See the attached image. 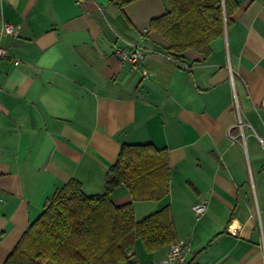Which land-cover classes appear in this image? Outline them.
<instances>
[{
    "label": "crops",
    "instance_id": "1",
    "mask_svg": "<svg viewBox=\"0 0 264 264\" xmlns=\"http://www.w3.org/2000/svg\"><path fill=\"white\" fill-rule=\"evenodd\" d=\"M235 1L210 54L177 62L149 30L164 0H0L16 31L1 39L0 264L64 184L102 195L124 144L167 152L169 193L134 202L120 185L115 205L140 219L169 206L186 264H264V0ZM133 46L134 65L120 58ZM167 249L131 252L160 264Z\"/></svg>",
    "mask_w": 264,
    "mask_h": 264
},
{
    "label": "trees",
    "instance_id": "2",
    "mask_svg": "<svg viewBox=\"0 0 264 264\" xmlns=\"http://www.w3.org/2000/svg\"><path fill=\"white\" fill-rule=\"evenodd\" d=\"M138 0H110L122 9ZM166 11L149 22V30L167 41L165 53L181 62L187 50L207 57L210 43L221 37L237 8L235 0H164ZM167 152L151 144L122 145L106 173L105 192L85 195L71 180L47 199L4 264H137L135 242L145 252L176 240L169 206L141 219L132 203L115 205L111 192L123 185L132 201H159L169 193ZM131 252V253H130Z\"/></svg>",
    "mask_w": 264,
    "mask_h": 264
},
{
    "label": "built area",
    "instance_id": "3",
    "mask_svg": "<svg viewBox=\"0 0 264 264\" xmlns=\"http://www.w3.org/2000/svg\"><path fill=\"white\" fill-rule=\"evenodd\" d=\"M75 2H84L87 0H74ZM16 35L15 28L8 22L1 20L0 21V61L5 59L8 54L5 48L1 46V39L4 36H12ZM145 56V52L137 46L131 47L127 51H123L120 53V58L123 61H127L128 63L134 65ZM16 65L17 62L14 61ZM186 67V66H184ZM142 75H147V72H142ZM258 141L261 145L263 154H264V137H258ZM192 212L195 217L198 219L202 217L206 211V203L204 201H200L195 203L192 206ZM189 253V243L185 240L176 239L172 243L168 245L166 256L160 260V264H186L187 255Z\"/></svg>",
    "mask_w": 264,
    "mask_h": 264
},
{
    "label": "rangeland",
    "instance_id": "4",
    "mask_svg": "<svg viewBox=\"0 0 264 264\" xmlns=\"http://www.w3.org/2000/svg\"><path fill=\"white\" fill-rule=\"evenodd\" d=\"M260 153H261V151H260ZM193 215H194V214H193ZM136 219H140L138 214L136 215ZM136 249H137V248H136Z\"/></svg>",
    "mask_w": 264,
    "mask_h": 264
}]
</instances>
